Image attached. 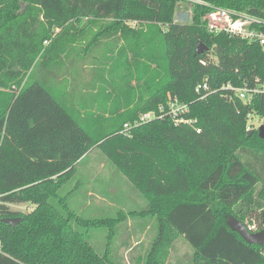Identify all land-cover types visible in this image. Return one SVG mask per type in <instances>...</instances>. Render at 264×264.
<instances>
[{"label": "trees", "instance_id": "1", "mask_svg": "<svg viewBox=\"0 0 264 264\" xmlns=\"http://www.w3.org/2000/svg\"><path fill=\"white\" fill-rule=\"evenodd\" d=\"M180 1L192 3L188 24L176 21ZM210 6L264 18V0H0V264H120L111 242L128 215L151 216L158 225L136 264H171L180 236L193 248L188 264H264V246L228 225L234 216L264 228V138L247 130L249 114L264 117V95L245 103L221 89L264 80V50L210 31L203 19ZM94 25L98 30L78 46ZM107 39L122 83L108 92V81H89L87 97L80 90L82 115L68 100L80 70L61 64L58 74L57 61L74 46L73 61H86ZM199 42L208 46L204 53H196ZM37 65L42 76L30 80ZM205 80L218 91L201 99L196 89ZM169 93L189 104L192 123L176 125L166 116L135 124L141 113L158 111ZM94 107L107 110L95 114ZM94 152L139 192L138 208L102 218L71 208L70 194L60 191L78 170L84 173L88 166L80 165ZM113 186L124 188L120 181ZM111 187L94 186L87 196H126ZM19 203L35 207L10 206ZM5 217L21 220L13 226ZM101 227L111 241L105 252L89 239L88 231ZM129 228L127 249L137 234Z\"/></svg>", "mask_w": 264, "mask_h": 264}, {"label": "rangeland", "instance_id": "2", "mask_svg": "<svg viewBox=\"0 0 264 264\" xmlns=\"http://www.w3.org/2000/svg\"><path fill=\"white\" fill-rule=\"evenodd\" d=\"M176 21L183 24H188L192 20V3L186 2V1H180L178 3L177 9H176ZM130 25L133 27H139V23L136 21H130ZM98 30V26L94 25L92 28L88 29L89 35L87 37H84L79 43L78 46L81 44H86L87 41L93 36V34ZM92 35V36H91ZM123 42V41H122ZM49 42H45L47 45ZM108 39L104 41V45L98 46L93 51V55H88L86 57V61H82L81 58L77 59L75 62L73 59L76 57L77 49H74L77 46L72 47L70 50V53L68 55H61L56 65L57 72L59 74L60 66L61 64H68V63H74L79 68L80 72H77L76 74V88L77 90L74 92L68 91V100L70 106L72 108H75L77 111L81 112L82 115L86 113V109L81 107L82 102V96L87 97V95L92 91L89 89H86V86L89 85V81H95L98 82V85L100 82L105 83L108 81L110 83V88L108 92L111 91L112 86H120L122 83L121 80V70L120 68H114L112 65V60L114 58V55L112 54V50L108 51L109 48L107 46ZM108 51V52H107ZM73 61V62H71ZM103 61V62H102ZM102 62V63H101ZM41 66L37 65L33 69L32 73L33 75L30 77V80H33L34 77H41L42 74L38 72L39 68ZM69 68L72 69V66H69ZM106 69L100 70V69ZM61 73V72H60ZM57 89H60V85L57 84L55 86ZM70 90V88H69ZM94 95L97 93V91L93 92ZM112 101V100H111ZM110 100L107 105V109L110 106ZM84 106V105H83ZM111 107V106H110ZM106 109V110H107ZM91 110L95 114H103L106 110H102V108L96 109L91 108ZM110 113L109 109L107 110L106 114ZM252 121L255 123H259L260 117L258 114H253L251 117ZM101 154V152H98ZM105 156V155H104ZM109 161V160H108ZM111 163V162H109ZM87 165L89 167V170L86 171V173L80 172V170L77 171L75 177L71 180V182H68L60 191L61 195L65 196L67 194L69 195V201L70 206L73 210H75L77 213L82 215L83 217H96V218H102V217H115L118 215V211L115 213L107 212L106 210H103L104 208V202L100 199V196L95 195L94 198L87 196V191L94 187L98 186L99 191L105 190L107 187L113 186L114 182H107L105 181V176L107 173H109L107 166H104L103 162L100 161V159L96 158V153L94 152L86 158L80 165V167ZM86 166V167H87ZM118 173V172H116ZM119 174V173H118ZM91 178H90V176ZM120 175V174H119ZM90 179V180H89ZM95 180V181H94ZM130 186V185H129ZM133 187V188H132ZM131 191L137 195L139 192L135 190L134 186H130ZM105 192V191H104ZM137 193V194H136ZM140 195V194H138ZM144 199V198H143ZM132 206L134 208L136 207L135 202L133 201ZM11 207L14 210L23 211V212H29L32 207L28 206L27 204H13ZM133 208V209H134ZM139 208H145V207H139ZM130 209L129 207L124 208V211H128ZM130 227V230L137 229V234L130 235V248L127 249L122 245L123 241L128 239L129 231H126V226ZM257 224H260V221H257ZM146 225H149L148 229L146 231H142L143 228H145ZM120 228H118V233L120 234V238L116 239L115 237L112 242L110 239H108V229L106 228H92L89 230L90 234V241L95 246L96 250L98 252H105L107 249V244L111 242V249L112 251L118 248L119 250H116L115 252V259L119 261L120 264H136V258L139 255L145 254V251L147 247H149L154 240V238L157 236L158 233V225L156 219H151V216H137L133 217L132 215H128L125 222H122L119 224ZM251 227H254L253 225H249ZM256 227V226H255ZM114 253V251H113ZM193 248L190 246V244L186 241V239L183 236H180L175 241V246L172 248L171 255L169 257V262L171 264H188L190 258L192 257ZM191 264V262H190Z\"/></svg>", "mask_w": 264, "mask_h": 264}, {"label": "built area", "instance_id": "3", "mask_svg": "<svg viewBox=\"0 0 264 264\" xmlns=\"http://www.w3.org/2000/svg\"><path fill=\"white\" fill-rule=\"evenodd\" d=\"M207 26L212 32H225L230 36L239 37L252 42H257L264 50V18L245 11H238L220 6H210V10L203 17ZM221 89L232 91L240 100L251 103L255 96L264 95V80L257 77L252 84L245 83L236 86L232 83L224 84ZM201 99L207 98L211 93L218 91L212 90L209 82L205 80L196 89ZM190 111L189 104L181 102L178 96L171 93L165 104L159 106L158 111L143 112L139 115L136 125L149 122L153 119H161L166 116L171 117L176 125L181 123H192L193 119L187 118L186 114ZM253 114L248 116L247 130H255L264 124V117H260L259 123L250 120ZM130 124H124V132H127ZM200 131V129H198ZM249 226L251 230L256 229Z\"/></svg>", "mask_w": 264, "mask_h": 264}, {"label": "crops", "instance_id": "4", "mask_svg": "<svg viewBox=\"0 0 264 264\" xmlns=\"http://www.w3.org/2000/svg\"><path fill=\"white\" fill-rule=\"evenodd\" d=\"M88 170H89V167L86 170H84V172L86 173V171H88ZM89 172H90V170H89ZM108 172L109 173L104 175L105 181L116 182L117 185H118V181H120L124 185V188H122V189H119V188L117 189V187L112 186L111 192L116 193L119 191H123L126 196L124 198L123 197L122 198H120V197L110 198L109 196H105L103 194H100V195H103V196H100L99 194H97L95 192L94 194H96V196H100L99 200L101 199L105 204L103 210H106L107 212H110V213H115L118 209L124 210V208H127V207H129L131 209V203L133 201L139 200L137 195H135V193H133V191H131V189L128 187L126 179L121 177L118 173L113 172L112 170L108 171ZM90 175H91V172H90ZM90 178H91V176H90ZM90 192L93 193V191H90ZM21 204H27L28 206L32 207V209H30V211L33 210V208L35 207V205L30 204V203H21ZM11 205H13V204H10V206Z\"/></svg>", "mask_w": 264, "mask_h": 264}, {"label": "water", "instance_id": "5", "mask_svg": "<svg viewBox=\"0 0 264 264\" xmlns=\"http://www.w3.org/2000/svg\"><path fill=\"white\" fill-rule=\"evenodd\" d=\"M208 50V46L202 42H199L196 47V53H204ZM254 130H250L249 134L251 135ZM259 135L264 138V124L258 128ZM21 218L17 217H5L2 218V221L16 226L20 222ZM228 225L232 230L238 232L248 243L258 244L264 246V228L260 230H251L247 224L239 220L234 216H230L228 220Z\"/></svg>", "mask_w": 264, "mask_h": 264}]
</instances>
